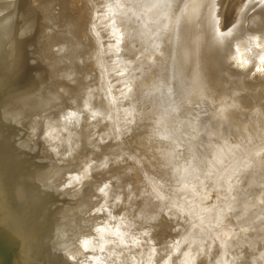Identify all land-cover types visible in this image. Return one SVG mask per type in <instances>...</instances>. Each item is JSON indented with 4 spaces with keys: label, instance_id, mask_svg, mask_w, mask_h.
I'll list each match as a JSON object with an SVG mask.
<instances>
[{
    "label": "water",
    "instance_id": "water-1",
    "mask_svg": "<svg viewBox=\"0 0 264 264\" xmlns=\"http://www.w3.org/2000/svg\"><path fill=\"white\" fill-rule=\"evenodd\" d=\"M264 0H0V264H264Z\"/></svg>",
    "mask_w": 264,
    "mask_h": 264
},
{
    "label": "snow or ice",
    "instance_id": "snow-or-ice-1",
    "mask_svg": "<svg viewBox=\"0 0 264 264\" xmlns=\"http://www.w3.org/2000/svg\"><path fill=\"white\" fill-rule=\"evenodd\" d=\"M261 63H264V57L261 58ZM261 73L264 74V69H260Z\"/></svg>",
    "mask_w": 264,
    "mask_h": 264
}]
</instances>
